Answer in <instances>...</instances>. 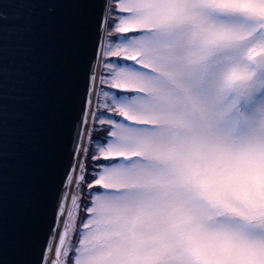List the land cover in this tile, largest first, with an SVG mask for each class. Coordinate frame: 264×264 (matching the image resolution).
Returning a JSON list of instances; mask_svg holds the SVG:
<instances>
[{"label": "snow or ice", "instance_id": "6c2138e0", "mask_svg": "<svg viewBox=\"0 0 264 264\" xmlns=\"http://www.w3.org/2000/svg\"><path fill=\"white\" fill-rule=\"evenodd\" d=\"M49 16L72 44L20 217ZM0 264H264V0H0Z\"/></svg>", "mask_w": 264, "mask_h": 264}, {"label": "water", "instance_id": "95a60500", "mask_svg": "<svg viewBox=\"0 0 264 264\" xmlns=\"http://www.w3.org/2000/svg\"><path fill=\"white\" fill-rule=\"evenodd\" d=\"M7 23L12 28L17 22L9 19ZM71 44V20L49 16L34 23L33 35L20 53L19 69L28 76L31 93V98L17 113L25 131L12 154L16 165L12 176L16 189L14 205L20 217L25 211V190L40 170L41 140L45 128L55 117L58 81ZM12 135H18V130L13 129Z\"/></svg>", "mask_w": 264, "mask_h": 264}, {"label": "trees", "instance_id": "16d2710c", "mask_svg": "<svg viewBox=\"0 0 264 264\" xmlns=\"http://www.w3.org/2000/svg\"><path fill=\"white\" fill-rule=\"evenodd\" d=\"M86 187V186H85Z\"/></svg>", "mask_w": 264, "mask_h": 264}]
</instances>
